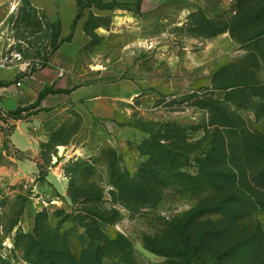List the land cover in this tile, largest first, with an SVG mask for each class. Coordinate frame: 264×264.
<instances>
[{"label": "rangeland", "instance_id": "rangeland-1", "mask_svg": "<svg viewBox=\"0 0 264 264\" xmlns=\"http://www.w3.org/2000/svg\"><path fill=\"white\" fill-rule=\"evenodd\" d=\"M195 1L167 32L147 28L145 19H120L116 43L94 36L113 72L134 80L138 95L132 102L146 129L66 161L65 196L39 200L0 184V264H51L52 255L63 264H83L79 253L90 243L103 246V264H219L215 257L230 247L222 264H264V153L257 151L264 148V37L247 41L260 28L252 19L258 9L255 1ZM99 24L109 23L91 17L88 28ZM58 41L57 24L29 0H0L6 66L36 71ZM230 84L253 87L257 96L228 92ZM218 99L225 110L211 112ZM217 118L233 123L225 133L238 165V188L199 189L198 159L218 137L209 125ZM163 124L180 127L165 132L184 164L181 176L169 174L178 184L156 182L154 196L143 198L122 194L114 183L137 178L150 159L143 151L155 148L143 141ZM205 166L218 178L219 163ZM145 172L149 177L151 170ZM207 207L215 213L203 214ZM186 242L192 253L177 257Z\"/></svg>", "mask_w": 264, "mask_h": 264}, {"label": "crops", "instance_id": "crops-1", "mask_svg": "<svg viewBox=\"0 0 264 264\" xmlns=\"http://www.w3.org/2000/svg\"><path fill=\"white\" fill-rule=\"evenodd\" d=\"M29 1L57 24L59 41L36 71L22 64L0 67V184L5 191H30L45 200L53 193L66 195V161L112 140L130 139L147 126H141L132 102L138 95L134 80L113 72L94 36L116 43L120 19H145L147 28L167 32L196 1ZM91 17L109 24L90 30ZM46 89L51 91L41 95Z\"/></svg>", "mask_w": 264, "mask_h": 264}, {"label": "trees", "instance_id": "trees-1", "mask_svg": "<svg viewBox=\"0 0 264 264\" xmlns=\"http://www.w3.org/2000/svg\"><path fill=\"white\" fill-rule=\"evenodd\" d=\"M242 2H253L255 1V7L258 10H255V14L253 15L252 19L259 22L260 28L258 31L253 34L251 37L247 39L248 40H259L260 38L264 37V0H241ZM78 4L82 5L83 3L81 0H78ZM84 4H90V3H84ZM99 6H104L100 3H98ZM114 5V4H113ZM112 5V6H113ZM257 5V6H256ZM106 6V5H105ZM258 14V15H256ZM261 20V21H260ZM253 87L246 86V85H240V84H230L226 86V89L228 92H232V90L239 89L241 92H245L246 94H250L253 97L257 96L255 93H251ZM50 89H46L42 92L41 95H44L48 92H50ZM53 92V90H52ZM221 101L218 99L214 101V103L211 104L210 111L211 112H218L219 110H222V112L225 110V108L220 107ZM215 104V105H213ZM228 110V109H227ZM234 115V114H233ZM210 126L214 127L216 130V135L218 136L214 142H208L207 149L202 152L204 154V158L198 159L199 163V175L196 178L198 180V184L196 188L199 189H220L222 187H228L230 184L233 188H238L236 184V171H238V165L235 163V154L233 153V150L231 149V146L229 144L228 137L226 135V131L229 128H232L233 123H227L226 121H223L221 119H214L209 123ZM169 126L167 125H160L159 128L155 133H153L149 139H145L143 141L144 145L149 143V141L154 145V149H146V151H143V153H146L150 155V159L146 162V166L143 168L141 172H139L137 178L128 179V178H121L119 181L114 183L115 187L122 192L127 191H133L131 194L133 197L136 198H143L141 196H145V194L154 196L153 191L155 190L154 184L156 182H162L164 184H178L176 181H173L170 177L171 172H175V175H182L180 173L181 168L184 166L179 161L180 156V149L177 147L175 143H170L168 140V137L165 132L171 130H180V127H178L177 124H174L172 128H166ZM183 136V135H182ZM200 147V146H199ZM151 150V151H149ZM154 150V151H152ZM257 151L264 153V148L258 147ZM183 156L186 157L185 154ZM207 161H216L221 165V167L218 168L219 176L218 178H215L212 174V171L209 169H206L205 164ZM146 167H148L151 172L150 176L148 177L145 170ZM145 172V173H144ZM179 172V173H178ZM182 185V183H181ZM195 186V185H194ZM70 197L74 201L76 199V196L74 193H69ZM215 207H207L203 209V214H211L215 213L214 211ZM101 220H107L103 215L101 217H98ZM86 226V225H85ZM89 232V231H86ZM89 234V233H88ZM184 250L176 249L178 253H176V256L186 257L190 256L192 253L191 247L189 248V243H184ZM103 250V246L98 243H90L88 244L86 249H82L80 251V257L82 258L83 264H103V253H101ZM234 248L230 247L226 250H222L220 253L217 254L215 257V260L222 264L223 260H225V255L231 254L233 252ZM182 254V255H181ZM82 255V256H81ZM51 264H63L62 262H59L53 255H52V263ZM65 264V263H64Z\"/></svg>", "mask_w": 264, "mask_h": 264}, {"label": "built area", "instance_id": "built-area-1", "mask_svg": "<svg viewBox=\"0 0 264 264\" xmlns=\"http://www.w3.org/2000/svg\"><path fill=\"white\" fill-rule=\"evenodd\" d=\"M6 62H8V57H0V67L4 66ZM17 85L20 83L18 82Z\"/></svg>", "mask_w": 264, "mask_h": 264}]
</instances>
